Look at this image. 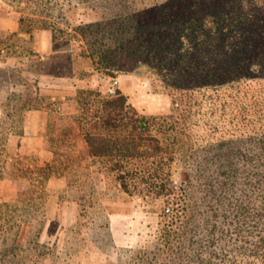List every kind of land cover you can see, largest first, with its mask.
Instances as JSON below:
<instances>
[{
	"label": "trees",
	"instance_id": "obj_1",
	"mask_svg": "<svg viewBox=\"0 0 264 264\" xmlns=\"http://www.w3.org/2000/svg\"><path fill=\"white\" fill-rule=\"evenodd\" d=\"M112 1L119 7L110 14V63L95 49L98 39L87 41L103 23L75 32L45 23L53 50L78 33L88 45L81 55L105 68L136 70L131 63L139 61L157 75L154 85L172 96L173 107L147 114L119 89H77L76 130L90 156L110 157V173L125 191L172 204L157 242L162 264H264V0ZM26 19L33 21L21 17L20 24ZM32 29L25 28L30 38ZM178 157L219 170L209 178L198 171L193 196L172 186Z\"/></svg>",
	"mask_w": 264,
	"mask_h": 264
},
{
	"label": "rangeland",
	"instance_id": "obj_2",
	"mask_svg": "<svg viewBox=\"0 0 264 264\" xmlns=\"http://www.w3.org/2000/svg\"><path fill=\"white\" fill-rule=\"evenodd\" d=\"M27 7L21 9L44 15L29 16L32 22L20 24L24 32L33 27V38L26 32L0 34V264H162L157 242L172 204L155 193L125 191L110 173V157L90 156L76 130V101L66 103L71 112L60 115L56 109L63 100L52 95L64 89L60 73L78 81L75 97L77 89L88 87L109 94L117 78V89L142 113H169L172 96L154 85L157 75L139 61L131 63L138 71H112L81 55L88 45L78 33L69 43L60 38L59 51L52 49L42 58L35 31L45 23L54 21L66 32L103 23L100 29L96 24L98 31L88 34L87 41L98 39L95 49L104 50L101 60L110 63V46H115L110 14L119 7L112 0H33ZM127 60L117 56L116 61ZM40 75H47L42 79L51 85L39 84ZM35 109L46 111L37 119L46 123L41 129L45 149L35 138ZM199 165L178 157L170 168L172 186L196 195L195 174L209 178L219 170L205 160ZM242 171L238 168L239 182Z\"/></svg>",
	"mask_w": 264,
	"mask_h": 264
},
{
	"label": "crops",
	"instance_id": "obj_3",
	"mask_svg": "<svg viewBox=\"0 0 264 264\" xmlns=\"http://www.w3.org/2000/svg\"><path fill=\"white\" fill-rule=\"evenodd\" d=\"M33 0H0V34L1 35H10L12 33H20L26 34L24 31H21L20 29V18L21 17H27V16H44L43 14H35L30 12L27 6H29L30 3H32ZM21 7H24L21 9ZM36 48L41 53L42 58L46 57V54L50 53L52 51V37H51V30L47 28H38L36 31ZM47 75H40L39 77L42 79ZM58 79L62 83L61 86L64 87L62 91H59L58 95L54 94L52 95V99L61 98L63 100L64 105H58L56 112H58L60 115H64L66 113H69L71 111L65 110V104L66 103H73L76 101V88L78 87V81L76 78L70 77V76H58ZM36 80L37 79H33ZM42 84V86H50V82L46 80L39 81V84ZM41 86V88H42ZM70 88V89H67ZM70 101V102H69ZM72 101V102H71ZM77 103V102H76ZM46 111L41 109H35L32 112V117L34 121V126L38 125L37 131L38 134L35 137L37 140L38 146L45 149V146L47 144L46 136L43 132L45 129V122L43 121L44 118H39V122H37L38 116L40 114H44ZM43 129V130H41ZM42 132H39V131ZM43 151V149H42Z\"/></svg>",
	"mask_w": 264,
	"mask_h": 264
},
{
	"label": "built area",
	"instance_id": "obj_4",
	"mask_svg": "<svg viewBox=\"0 0 264 264\" xmlns=\"http://www.w3.org/2000/svg\"><path fill=\"white\" fill-rule=\"evenodd\" d=\"M119 83V79L115 78L110 87L108 88L109 94H115L117 91V85Z\"/></svg>",
	"mask_w": 264,
	"mask_h": 264
}]
</instances>
